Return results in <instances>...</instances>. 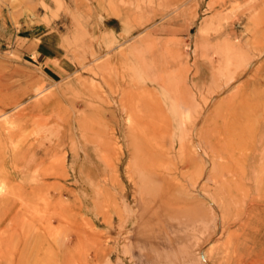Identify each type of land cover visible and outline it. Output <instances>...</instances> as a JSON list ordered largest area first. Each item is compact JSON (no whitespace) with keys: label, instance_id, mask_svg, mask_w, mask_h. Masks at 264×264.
I'll return each instance as SVG.
<instances>
[{"label":"rangeland","instance_id":"1","mask_svg":"<svg viewBox=\"0 0 264 264\" xmlns=\"http://www.w3.org/2000/svg\"><path fill=\"white\" fill-rule=\"evenodd\" d=\"M261 1L264 0H0V100H4L0 101V264H158L156 253L170 252L167 237L173 236L176 225L183 237L179 236L175 246L191 245L190 253L196 254L201 249L209 250L212 245L200 247L201 241L194 238V225L186 226L183 219L181 223L166 218L149 231L152 236L149 240L146 226L137 235V228L126 225L131 212L137 219H146L145 222L151 218L140 208V192L135 208L125 203L127 195L132 198L138 190V185L133 189L129 181L137 171L129 155V145L142 126L134 114L145 103L148 109L163 108L169 113L195 110L196 122L186 129L190 132L185 140L187 151L206 145L209 149L210 138L225 136V113L232 96L236 95L238 107L245 98L253 107L247 103L244 107H258L263 111L261 115L258 110V114L264 116V52L259 51L264 48V2L262 5ZM222 18L225 21L221 25ZM111 21L122 26L117 22V31L106 27ZM233 24L237 33L233 42H238L240 49L250 51L253 62L256 61L236 82L227 84L218 73L219 60L213 56V49L230 38L226 32L231 31ZM23 25L44 30L47 27L56 33L53 44L58 51L53 61L41 65L36 55L32 59L27 54L29 41L15 43L12 27L19 30ZM204 25H210L212 31L199 35ZM103 49L108 50L101 55ZM165 50L171 54L166 56L176 62L173 70L180 73L183 83L188 78L186 87L182 84L181 89L173 91L153 64V58L163 56ZM256 68L262 71L258 73ZM255 72L261 78L256 79ZM25 97L31 99L23 106L12 105ZM86 102L90 109L85 107ZM39 103L48 108V113L37 110L25 116L21 114L26 107ZM56 103L61 106L57 107ZM74 107L85 112L80 122L77 120L73 139H66L65 147L53 149L51 137L56 130L49 121L52 117L76 120ZM52 108L56 109V116L51 114ZM177 122V118H172L162 123L156 117L150 136L160 135L169 148L172 141H180L185 131ZM47 149H51L48 154ZM74 153L78 156L73 157ZM226 179L223 175L218 177L221 182ZM209 183L211 187L218 185ZM196 204L201 203L186 206ZM11 205L14 207L10 208ZM202 205L209 206L207 202ZM220 242L224 240L218 245ZM259 264H264V259Z\"/></svg>","mask_w":264,"mask_h":264},{"label":"bare ground","instance_id":"2","mask_svg":"<svg viewBox=\"0 0 264 264\" xmlns=\"http://www.w3.org/2000/svg\"><path fill=\"white\" fill-rule=\"evenodd\" d=\"M261 2L263 5L264 1H261ZM108 4H109V2H108ZM128 4H129V2H128ZM133 7H135V6H133ZM143 7H144V5H143ZM263 7H264V5H263ZM130 8H131V6H130ZM255 8H256V5H255ZM259 8L261 9V7H259ZM111 9H112V7L110 8V10ZM140 9L142 10L141 7H140ZM91 11H93V10H91ZM144 11H146V10H144ZM113 12H114V10H113ZM114 16L116 18V14ZM157 17H159V16H157ZM112 18H113V16H112ZM154 20H156V19H154ZM222 21H225V19H223V18L220 19L221 25H222ZM117 22L118 21H115V22L111 21L108 23V25H106V27L113 28V29H115V31H117V29H118V27L116 25ZM150 22H153V20ZM118 25L120 26L121 23L118 22ZM230 26H231V31L226 32V34L230 35V38L228 37L229 39H225L224 41H222L218 46H216L213 49V56H215L219 60L218 73L222 76V79L227 84L234 83V81L238 77H240L243 74V72H246L248 70L249 66L253 62V57H251V55H252L251 52L247 51V50L240 49L241 47H238V44H236L238 42H233L234 37L237 36V33L235 32V25L233 24ZM169 29H171V28L169 27ZM210 31H212L211 26L210 25H204L200 28L199 35L204 36V35L208 34ZM157 32L154 31L153 33H157ZM78 34H80V33H78ZM248 44H250V43H248ZM260 45L261 44H259V46ZM262 45H263V43H262ZM240 46H242V45L240 44ZM254 47H256V46H254ZM256 48H258V47H256ZM260 48H262V46H260ZM156 49L159 51L158 48H156ZM196 49H198V48L196 47ZM105 50H108V49H103L99 53L101 55H103L104 53H106ZM158 51H156V52L158 53ZM161 51H164V50H161ZM166 51L167 50H165V54H163V56L160 55L161 57L159 56V57L153 58V64L162 73L161 77H163L164 79L166 78L165 79L166 82L168 81V83L172 87L173 91H174V89L176 91V89L177 90L181 89L182 84H184L185 87L187 86L188 78H186V81L183 83V80L181 78L180 73L174 72V70H173V66L177 65L176 62L173 61L172 59H170L169 56H171V54H169L168 52H167V54H169V56L168 57L166 56L167 55ZM259 51H260V54L263 53L264 48H262L261 50L259 49ZM153 52H155V51H153ZM179 53H183V52L181 51ZM186 53H187V51H186ZM151 54H153V53L151 52ZM158 54L157 55L155 54V55L158 56ZM176 55H178V54L176 53ZM151 56H154V55H151ZM172 58H174V57L172 56ZM86 61H87V59H86ZM110 61H112V60H110ZM255 70H257V72H258V70L262 71V68L261 69L256 68ZM19 72H20V70H19ZM257 72H255V74H254L256 79H257V76H260L258 74L260 72H258V73ZM0 73H2V72H0ZM17 73H18V71H17ZM24 73H26V72H24ZM3 74H5V73H3ZM255 77H254V79H255ZM0 78H1V75H0ZM11 78H12V75H11ZM260 78H261V76H260ZM6 79H8V77ZM164 79H163V82L165 81ZM250 79H252V78H250ZM1 80H3V78ZM3 83H5V82H3ZM6 84L8 85V82H6ZM12 84L14 85V83H12ZM3 85H5V84H3ZM9 85H11V84H9ZM246 85H249V84H246ZM32 86H34V84H32ZM32 86H31V88H32ZM163 86H164V84H163ZM25 88L24 89L22 88V89L25 90ZM243 88H244V86H243ZM258 92H260V91H258ZM7 93H9V92H7ZM22 93H25V91ZM244 93H245V91H244ZM245 94L248 95L247 92ZM30 95H32V94H30ZM262 95H264V94H262ZM262 95H260V97ZM178 96H180V95H178ZM235 96H232L231 98H229V100L227 99L228 100V102H227L228 103V109H227V112L225 113L226 117H225V121H224V123H225L224 132L226 134L222 139H219L218 137L210 138V140L208 141L209 149L206 147L207 146L206 145L205 146L206 148L202 147L200 149H194V151H193V147H192V150L187 151V147H186L187 144H186L185 140L189 138L190 132L187 131L186 129H187V127H190V125H192L194 120H195V113H196L195 110L190 109L189 107H188L189 109L183 110L180 107L182 105L181 104L179 107L182 110L179 109L180 110L179 112L169 113L170 111L167 112L163 108H158L155 110H151L150 108L148 109L147 104L145 103L146 106L138 108L135 111L134 115H136V117H137L136 119H137L138 123H142V126L140 127L139 135L137 136L135 134L137 137L133 138L131 140L130 145H129V149H130L129 155H131L133 162L136 163V165H137V171L134 173L133 176H131V179L129 181L131 182L133 189L135 186L138 185L139 191L137 190V193L135 192L136 195H134L132 198L129 197V195H127V197L125 199V203L127 204V207L132 206L135 208L139 202L136 196L140 192V194L142 196L141 197V204L142 205L140 208L143 211L144 215L146 213L151 218H149L147 222H145L146 219H145V221H142V219H144V218H142V219L138 218L139 219L138 220L136 218L134 212H131L133 214H131L130 217H128L129 219L126 222V225L128 227L132 225L134 229L137 228V235H138V232L141 231V229H142L141 227H143V226L147 227V229H148L147 231L149 233V231L154 229V226L156 227L158 224H161L162 221H164L166 218H170V219H173L175 221H177V220L180 221L183 219V221H185V222H183V224H185L186 226L190 227V226L194 225L193 226L194 238L197 241H201L200 244H199V242H197V244H199L200 247H202L203 245H205V246L206 245L207 246L212 245L209 248V250L204 251V249H201L199 254H196V252H194V253L191 252L192 256H193V258H191L192 256L190 255L191 254L190 251H191V248H193L191 245H185V244L181 245L180 244L179 246L178 245L175 246V242L180 236L179 233L180 234L182 233L181 229L179 227L176 228V226H177L176 225L175 229L174 228L172 229L173 230V236H171L172 234L171 235L168 234V237H167L168 241L170 243V246H169L170 252H167L166 250L160 249L159 247L158 248L160 250H163V251L158 250L157 253L154 251V253L157 254V255L156 254L155 255H156V260H157L158 264H259L261 259H264V247H262V244L264 241V232H263L264 219L262 218V215L264 214V208L262 207V204L264 203V116H260V114H258V110H259L258 107H254V108L244 107L245 103H247V101H248L245 98H243V101L240 102V105L238 107L236 105V102L238 101V99ZM254 96L255 95L253 94V97ZM258 96H259V94H258ZM262 97L264 98V96H262ZM14 98L15 97H13V100H14ZM256 98L258 99L257 96H256ZM30 99H31V97H29V98L25 97L22 99H18L16 101H14L12 103V105L14 107L23 106L28 100L30 101ZM260 99H262V98H260ZM260 99H258V100H260ZM179 100L181 101V99H179ZM0 101H2V100H0ZM163 101H162V104H163ZM2 102H0V103H2ZM255 102H257V101H255ZM6 103H8V102L6 101ZM87 103L88 102H86L84 105L86 108H89ZM155 104H157V103H155ZM195 104L196 103H194V105ZM249 104L250 103L248 102L247 106H249V107H250V105L252 106V104H250V105ZM256 104H253V105H256ZM56 105H57V107L59 106L58 103H56ZM263 105H264V101H263ZM263 105H261V106H263ZM161 106H163V105H161ZM183 106H185V105L183 104ZM9 108H6V110ZM37 110H39L43 113H45V111H46L48 113V111H47L48 108L45 107V105L43 103L30 105V106L26 107L22 111V113L21 112L20 113L25 116L29 111H37ZM51 110H52L51 114H54L56 109L52 108ZM122 110H124V109H122ZM261 110H259L260 111L259 113L263 112ZM74 111L76 113V120L74 118H71V117L70 118L69 117L68 118L58 117L56 119H54L52 117L50 120L51 122L49 121L50 125H52V127L56 130L53 137H51L52 139L54 138V141L52 140L53 149L59 148V147L61 148L62 146H64L66 144V139L68 140L69 137L71 140L73 139L72 133H73L76 125L78 124L77 120H79V122H80V120L82 119L83 114H84L83 112H85V110L84 111H80L78 109L75 110V107H74ZM118 112H119V110L117 109L115 113L118 114ZM141 112H143V114ZM212 114H214V113H212ZM261 115H262V113H261ZM156 117H158L162 123L168 122L172 118H175V119L177 118L179 121L177 123H180L179 126H181V128L183 130H185L182 132V138L180 139V141H174V142L172 141L171 142L172 144L170 143L171 146L169 148H167V146L165 145L166 143H164L162 141V137L160 135L157 137L156 136H150L153 134L152 127L155 124ZM44 118H42V120ZM208 118H210V117H208ZM198 119H200V121H201V118L198 117ZM44 120L46 122V119H44ZM40 121H41V119H40ZM40 121H39V123H40ZM202 121L204 122V119ZM214 121L216 122V120H214ZM195 122H196V120H195ZM203 122H201V123H203ZM207 122H209V121H207ZM197 124H199V123H197ZM163 125L165 126V124H163ZM163 125H161V127ZM218 125H219V123H218ZM179 126H177L176 128H178ZM204 126H207V125H204ZM6 128H8V127H6ZM6 128H4V129H6ZM203 130H205V129H203ZM6 131H5V133H6ZM91 131H93V130H91ZM81 132L83 134H85L83 131H81ZM93 132L95 133V131H93ZM129 132H131V130ZM187 132L189 135L187 134ZM196 132H198V131H196ZM74 133H77V132H74ZM199 133H200V131H199ZM91 134H93V133H91ZM97 134L98 133H96V135ZM105 135H106V133H105ZM187 135H188V138H187ZM94 136H95V134H94ZM97 136L99 137V134ZM97 136L95 137L96 140L98 138ZM164 138H166V137H164ZM85 139H86V137H85ZM98 140L101 141L100 138ZM103 140L108 141L109 139L108 140L103 139ZM153 140L154 141L156 140V141L153 142ZM74 141H75V139H74ZM200 142H202V140ZM205 143H207V142H205ZM4 144L7 145V142ZM75 144H76V142H75ZM69 145H70V143H69ZM201 145H202V143H201ZM65 146H67V144ZM50 150L47 149L46 154H48V151H50ZM70 151H71V149H70ZM92 154H94V153L92 152ZM75 156L77 157L78 154L74 153L73 157H75ZM41 160L40 161L43 162L42 157H41ZM28 164H31V163H28ZM28 164H27V169H29V171H30V168H28L29 167ZM30 167L32 169V165H30ZM3 169H4V167H3ZM19 173H20V171H19ZM0 174H2V172H0ZM219 175L226 176V178H227L226 181H223V182L219 181L218 180ZM27 180H28V178H27ZM24 181H25V179H24ZM32 181H33V179H32ZM210 181H212L214 183V185L215 184H218V185H215V187H211L210 183H209ZM1 184H0V186H2ZM17 185H16V187H17ZM24 185H25V183H24ZM7 199L9 200L10 198H7ZM10 201H12V200H10ZM204 201L207 202L209 204V206L202 205L203 203H205ZM192 202L193 203H195V202L201 203V204L186 206L187 203H192ZM13 205H14V203H13ZM13 205H11L12 207H10V208H13L14 207ZM138 210L140 211V209H138ZM139 213L140 212H138V214ZM244 220H246V222ZM138 223H139V226H138ZM181 223H180V225H181ZM246 225L248 228H245ZM234 227H235V229L231 230ZM155 229H157V228H155ZM123 231H125V230H123ZM160 231L161 230H159V232ZM160 234H161L160 236H162V233H160ZM142 235H145V234H142ZM157 235H158V233H157ZM150 236H151L150 233L147 234V238L152 237V236L151 237ZM132 237H135V236H132ZM143 237H145V236H143ZM180 237H183V236H180ZM149 238H148V240H149ZM163 238H165V237H163ZM156 240H157V238H156ZM156 240H155V242H157L161 239H159L157 241ZM220 240L221 241L224 240V242L223 243L220 242L221 244L218 245V242ZM137 241H138V239H137ZM131 242L132 241H130V243ZM126 243H127V241H126ZM154 246L155 245H153V247ZM124 247H126V246H124ZM124 247H123V249H124ZM128 247H126V248H128ZM144 249L145 248H142L141 251H145ZM118 253L120 255L119 249H118ZM119 259L122 260L120 257H119Z\"/></svg>","mask_w":264,"mask_h":264},{"label":"crops","instance_id":"3","mask_svg":"<svg viewBox=\"0 0 264 264\" xmlns=\"http://www.w3.org/2000/svg\"><path fill=\"white\" fill-rule=\"evenodd\" d=\"M12 28L14 29V34H16V44L20 40L22 42L24 40L30 42L27 46V54H29L32 59H34L36 55L35 57L38 62L44 66L49 60L53 61L58 51V47L53 44L56 33H51L47 27L45 30L43 27H28L26 25H23L19 30L16 29L15 26Z\"/></svg>","mask_w":264,"mask_h":264}]
</instances>
